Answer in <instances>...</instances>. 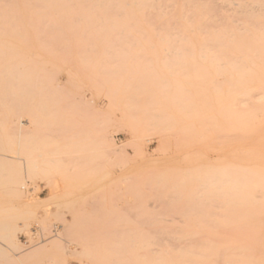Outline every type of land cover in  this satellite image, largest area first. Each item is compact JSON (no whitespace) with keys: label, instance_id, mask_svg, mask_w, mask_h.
Listing matches in <instances>:
<instances>
[{"label":"rangeland","instance_id":"rangeland-1","mask_svg":"<svg viewBox=\"0 0 264 264\" xmlns=\"http://www.w3.org/2000/svg\"><path fill=\"white\" fill-rule=\"evenodd\" d=\"M239 2L219 7L216 22L230 19ZM130 3L0 0L7 30L0 43V232L4 225L12 235L0 233L8 253H0V264H147L146 244L157 250L190 238L148 234L163 216L157 225H185L165 210L203 199L193 190L208 155L239 160L246 142L245 159L260 150L251 138L264 130V111L256 127L233 130L225 120L228 86L216 90V64L165 60L151 24L157 16L136 14L125 8ZM7 69L10 76H1ZM211 114L220 125L206 132Z\"/></svg>","mask_w":264,"mask_h":264},{"label":"bare ground","instance_id":"bare-ground-1","mask_svg":"<svg viewBox=\"0 0 264 264\" xmlns=\"http://www.w3.org/2000/svg\"><path fill=\"white\" fill-rule=\"evenodd\" d=\"M130 1L125 8L130 7L134 13L142 16H157L158 20L151 24L156 26L157 36L160 37L159 45L165 47V60H172V63L179 65L184 64L188 57H194L216 64L219 78L215 81V89L218 93H223L224 84L228 86L226 91L229 97L226 101L230 114L226 117V122L235 126V131L254 127L256 118L264 111V97L259 95V91L264 89V0H251L252 3L241 0L235 4L230 18L232 20L223 16L222 23L216 22L221 12V8L219 12L218 9H224L229 0ZM4 31L7 30L0 26V43L5 42L2 38ZM254 31L260 35L245 38L236 36L235 33ZM231 48L237 50L239 55L230 54L228 49ZM5 53L0 45V56ZM10 73L12 72L7 69L1 76L9 77ZM0 80L2 87V77ZM190 107L195 109L196 106L192 104ZM208 117L205 131L219 128V118L212 114ZM24 124V121L20 122V125ZM252 134L254 136L251 142L253 145L257 143L260 150H253L249 154L253 157L251 160L245 159L248 155L245 148L247 142L237 146L238 149L244 148L239 160H236V153L226 158L220 152H213L215 155L210 153L207 157L206 174L193 190V195L198 197H195L196 200L199 197L203 199L192 202L190 208L165 210L167 215L169 212L174 217L181 215L185 222L183 227L169 230L165 225H157L156 222L165 221L164 216L153 220L154 229L148 234L150 240L169 235L190 238L179 239L173 244L161 243V248L157 250L147 249L146 244L143 256L147 264H264V130L259 134L257 131ZM217 136L220 138L221 133L217 132ZM235 136L232 135L233 138ZM258 155L261 156L258 157L260 161L256 159ZM1 228V235L9 239L11 232L4 225ZM167 238L169 240L171 237ZM15 247L21 249L19 243ZM43 249H35L27 256L33 257ZM0 253L7 258L6 249L0 247Z\"/></svg>","mask_w":264,"mask_h":264}]
</instances>
